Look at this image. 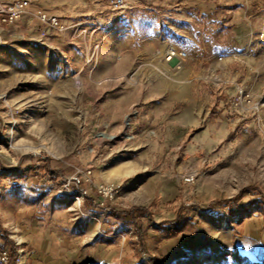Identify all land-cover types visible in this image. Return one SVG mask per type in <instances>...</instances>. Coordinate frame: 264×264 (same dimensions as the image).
I'll return each mask as SVG.
<instances>
[{
    "label": "rangeland",
    "instance_id": "1",
    "mask_svg": "<svg viewBox=\"0 0 264 264\" xmlns=\"http://www.w3.org/2000/svg\"><path fill=\"white\" fill-rule=\"evenodd\" d=\"M55 3L80 25L51 43L33 15L0 40V247L21 264H264V0ZM38 216L40 247L2 227Z\"/></svg>",
    "mask_w": 264,
    "mask_h": 264
},
{
    "label": "crops",
    "instance_id": "2",
    "mask_svg": "<svg viewBox=\"0 0 264 264\" xmlns=\"http://www.w3.org/2000/svg\"><path fill=\"white\" fill-rule=\"evenodd\" d=\"M29 1H30V5L28 8V12H27V14H25L21 18L20 24H18L19 22H17V23L12 24V25L3 26L2 36L4 38L3 42L5 44L2 48H5V49H8L10 47L14 48V45L11 43H8V41L24 36V34H23L24 33L23 32L24 27H30L32 25V22L35 19L33 17V15H36V13H38V12H45L44 8L46 6V1H49V0H29ZM51 1H53L54 3L56 2L55 4H63L68 9H70V7L75 6V4H78L80 0H51ZM36 23H37V21H36ZM71 23L72 24H68L67 22H65V24H64L65 25V32L63 34L67 33L70 29H73V26L80 25L81 22L75 23L74 21H71ZM16 28H17V31H16ZM78 29H80V28H78ZM78 29H75L72 31L77 32ZM79 34H82V41L81 42L83 44H86L87 37H88L87 36L88 28L87 29H80ZM40 35L41 34L38 32V29H37V34H36L37 39H39V40L49 39L50 40L51 38H47L46 36H55V35H56V37L53 38V40H51V43L55 42L54 39H57V34H55V33H52L51 35H44V37H41ZM18 44H20L19 48L14 49V52H13L15 55V58L17 57V58L25 59V57H27V55H29V52L32 53L33 48H35L34 45H32L30 42H26V41H22ZM74 46H75V49L78 51L79 46H77V45H74ZM58 48L59 47H57L56 49H58ZM96 77L101 78V76L99 74H96ZM94 82H96V81H94ZM1 220H2V227H4L5 229L15 227L16 230H19V226H20L21 232L18 233L19 236L16 235V238L20 239V242H27V243L31 242V243H34L36 246L40 247L43 240H45V239L49 240L50 233H49V230H47V227L49 226L50 221H48L47 219H44L42 216H38V220H31V222L25 221V220L10 221V219H7L5 221V219H3V217ZM1 234H2V232H1ZM1 234H0V237H1L0 238V244H2V235ZM50 238L53 239L52 236ZM0 248H2V247H0Z\"/></svg>",
    "mask_w": 264,
    "mask_h": 264
},
{
    "label": "built area",
    "instance_id": "3",
    "mask_svg": "<svg viewBox=\"0 0 264 264\" xmlns=\"http://www.w3.org/2000/svg\"><path fill=\"white\" fill-rule=\"evenodd\" d=\"M133 0H107L108 6L116 12H122L132 6ZM30 5L29 0H11L4 6H0V40L2 36L3 26L15 24L27 14ZM41 25L43 35L47 32L63 33L65 25L56 16L46 12H38L35 15ZM187 57L186 52L170 48L165 52V61L170 64H175L184 60ZM97 193L103 201L110 200L116 194L115 187L111 185H100L97 188ZM103 204V203H101ZM22 254L18 253L13 259L11 258L8 249L0 248V264H21Z\"/></svg>",
    "mask_w": 264,
    "mask_h": 264
},
{
    "label": "trees",
    "instance_id": "4",
    "mask_svg": "<svg viewBox=\"0 0 264 264\" xmlns=\"http://www.w3.org/2000/svg\"><path fill=\"white\" fill-rule=\"evenodd\" d=\"M134 212H137V213L140 215V214H142V213L144 212V210H142V209H137V208H135V209H131L130 212L128 213V215L133 216V213H134ZM137 234H138V237H139L140 240H141V239H142V231H141L140 229H138ZM10 248H11V250H10V251H11V258L13 259V258L15 257V255H16V252H15V249H14L13 246H11Z\"/></svg>",
    "mask_w": 264,
    "mask_h": 264
}]
</instances>
